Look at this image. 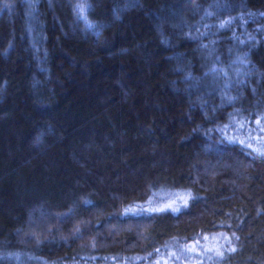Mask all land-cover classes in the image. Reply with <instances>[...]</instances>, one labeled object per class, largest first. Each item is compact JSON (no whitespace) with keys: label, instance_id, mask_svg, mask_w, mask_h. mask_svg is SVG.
<instances>
[{"label":"trees","instance_id":"16d2710c","mask_svg":"<svg viewBox=\"0 0 264 264\" xmlns=\"http://www.w3.org/2000/svg\"><path fill=\"white\" fill-rule=\"evenodd\" d=\"M263 116L264 0H0V264H264Z\"/></svg>","mask_w":264,"mask_h":264},{"label":"rangeland","instance_id":"374dc122","mask_svg":"<svg viewBox=\"0 0 264 264\" xmlns=\"http://www.w3.org/2000/svg\"><path fill=\"white\" fill-rule=\"evenodd\" d=\"M257 120L261 121L259 125L257 124V126H254L253 124V129L249 130V128H247L244 132H242V128H240L241 122H237L236 131L242 132L248 143H259L262 150H264V132L261 131V128H264V116L259 119H255L254 123H256ZM156 193L163 195V197L157 202V205L165 207V205L172 204L173 208L183 203L180 197L187 194L185 190L163 188L159 189ZM173 201L175 203H173ZM225 237H227V239H225ZM231 239L232 237L227 235L225 232L218 231L209 233L203 236L201 239H194L176 244H168L166 247H162L160 250H157L142 264H216L217 262L215 257L218 256L217 249L224 253L223 251H225V249L231 247ZM36 264L42 263L38 262ZM73 264L123 263L119 261L112 263H92L84 261L82 263Z\"/></svg>","mask_w":264,"mask_h":264},{"label":"snow or ice","instance_id":"6c2138e0","mask_svg":"<svg viewBox=\"0 0 264 264\" xmlns=\"http://www.w3.org/2000/svg\"><path fill=\"white\" fill-rule=\"evenodd\" d=\"M78 8H79V10H80L81 13L84 12L83 4H79L78 5ZM256 123L259 125L261 123V121L260 120H257ZM261 131H264V128H261ZM241 143H244V141H241ZM250 146L251 145H249V147ZM257 151L259 152L260 150L257 149ZM261 154L264 155V152H261ZM190 196H191V193H187V194H185V195H183V196L180 197V199L183 201L184 205H187V203H188V197H190ZM173 203H175V202L173 201ZM165 208H172L173 211H179V208H173L172 207V204L165 205ZM163 210H164L163 208H161V209H155V211H163ZM126 211H129V210H126ZM225 239H227V237H225ZM228 251H235V249L234 248H229ZM217 255H223V253L220 252L219 249H217Z\"/></svg>","mask_w":264,"mask_h":264}]
</instances>
